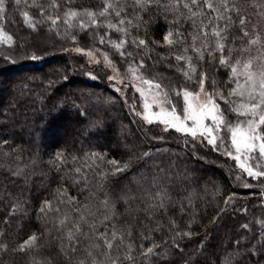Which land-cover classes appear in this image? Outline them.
I'll use <instances>...</instances> for the list:
<instances>
[{"label": "trees", "instance_id": "1", "mask_svg": "<svg viewBox=\"0 0 264 264\" xmlns=\"http://www.w3.org/2000/svg\"><path fill=\"white\" fill-rule=\"evenodd\" d=\"M50 3L6 0L0 20V32L12 37L11 46L0 44V245L7 246L0 248V264H90L88 250L110 264L101 254L100 237L111 239L113 232L123 237L111 250L113 258L120 257L118 264H264V178L249 177L221 146L215 150L202 138L145 123L132 87L117 91L104 66L73 51H100L121 72L142 63L140 73L161 84L178 113L183 100L176 92L199 91L202 73L207 93L227 96L235 87L229 83L231 69L219 64V52L197 59L191 51L195 30L187 10L173 8L174 0L143 10L133 0H120L121 16L111 15L105 24L124 19L125 35L106 27L81 29L78 19L72 27L63 22L65 12H96L102 0H58L56 9ZM236 3L250 17L249 31L255 26L264 36V17L252 0ZM24 12L41 21L35 30L24 23ZM47 15L61 18L55 30ZM169 31L182 33L186 43L163 46ZM139 39L147 47L133 43ZM120 40L130 56L112 46ZM226 43L225 54L231 49L233 58L242 55L238 27ZM184 47L196 66L191 79L184 75L185 62L175 59ZM250 54L256 55L255 49ZM217 103L232 123L244 119L223 99ZM93 153L104 159L91 158ZM109 160L129 167L111 174ZM73 225L81 229L74 248L68 240ZM184 232L191 236H177ZM32 235L37 248L16 250ZM129 244L131 260L124 258ZM153 244L159 246L155 255H142Z\"/></svg>", "mask_w": 264, "mask_h": 264}, {"label": "snow or ice", "instance_id": "2", "mask_svg": "<svg viewBox=\"0 0 264 264\" xmlns=\"http://www.w3.org/2000/svg\"><path fill=\"white\" fill-rule=\"evenodd\" d=\"M21 2L22 0H15L17 5L21 4ZM158 2L159 0H133V6L143 10ZM33 3L35 6V0H33ZM5 4L6 0H0V20L5 18ZM40 7L41 15H44L43 6ZM49 7L52 9L58 8V0H51ZM172 7L187 10L188 18L192 20L195 33L192 35L189 47L192 52L196 53L197 59H203L205 52L210 56H214V53L219 52V64L231 69L232 79L229 83H234L235 87L231 89L227 96L220 92L207 93L204 87L207 76L202 73L199 79V91L183 90L182 92H176L177 96H182L183 98V108L178 113L176 108L171 106L172 101L169 99V94L162 88L161 84L154 80L146 79L140 73V69L143 68L142 63L137 67L130 66L128 73L121 76L115 67L112 66L107 55H105L104 61L113 68L114 73L109 79L117 84H123L129 76L131 77L136 91L146 99L144 104L145 114L142 118L148 124L158 122L165 126L163 128L164 131L172 128L178 133L191 136L194 140L202 138L215 150L223 146L218 145L217 141H223L224 138L220 136V132L226 131L229 134L230 147H225L224 154L234 159L237 162V166L247 173L249 177L253 179L264 178V164L260 163L261 160H264V36L257 31L255 26L249 31L247 25L251 22L250 17L243 14L236 0H174ZM252 7L257 9L256 14L258 16L264 17V10H262L264 9V0H252ZM122 11L123 7L120 4V0H102V7L96 12L85 11L79 13L72 10L65 12L63 22L72 27V21L78 19L83 21L78 25L81 29L106 27L127 35V29L123 27L125 24L124 19H119L115 24L110 21L105 24V20L109 16L120 17ZM23 17L24 23L33 30L36 29L37 24L41 23V21H34L27 12L23 13ZM60 19L59 16H46V20L50 23V30H55ZM127 23L131 24L132 22L127 21ZM233 27L239 28L244 39V44L239 49L242 54L239 58H233L231 49L225 54L226 42L229 40L230 30ZM182 35L180 32L169 31L163 37V46L168 48H173L176 45L183 46L186 41L182 39ZM104 40L105 37L101 36L100 42L104 43ZM11 42V36H7L6 39H0V44L11 46ZM126 43L125 40H120L119 43H113L112 46L122 56H130L131 53L123 51ZM133 43L137 47H147L144 39L134 40ZM189 47H184L183 54L176 55L175 59L178 62H185L187 70L184 71V75L191 79L196 74V66L193 63L192 56L187 54ZM253 49H255L256 55L250 54ZM74 51L89 56L96 63L100 62L95 59L92 51L85 52L84 49L79 47L75 48ZM244 53H249V55L245 56L243 55ZM31 58L37 59L35 55ZM6 59H11V57H6ZM91 78L96 79L95 76H91ZM117 91H120V89L117 88ZM202 94L203 99H201ZM148 97H150V102H148ZM231 97H238L239 100L233 101L230 99ZM217 98L223 99L238 118L243 117L244 119H238L236 123L227 120L225 113L217 103ZM153 105L160 109L158 113L150 111ZM165 105L169 107H165ZM205 121H210V123H205ZM144 155H148V153ZM91 158L104 159L99 153H93ZM56 160L62 162L63 154H58ZM107 163L112 165L111 174L123 172L129 167L127 163L121 164L116 160H109ZM249 186L245 185V187ZM105 204H107V201H105ZM45 208H50V205L46 203ZM41 211H44V209H41ZM61 223L63 224L64 221H61ZM261 223L264 224V222ZM244 227H247V225H244ZM73 228L75 231L70 230L68 232V240L73 244L74 248V242L81 229L78 225H73ZM181 235L191 236V233H177V236ZM100 239L103 240L104 249L101 254L110 264H118L120 257L116 256L113 258L111 250L117 239L123 243V237L113 232L111 233V239L108 238V234H103ZM37 242V236L32 235L19 244L16 250L29 252L38 247ZM92 247L99 248L100 246L93 245ZM156 247L159 246L153 244V246L143 249L142 255L145 257L155 255L154 249ZM0 248L6 250L7 246L0 245ZM133 251L134 249L129 244L124 258L133 259L131 255ZM87 255L91 258L90 264H104V261H97L92 251L88 250ZM80 264H85V262L81 261Z\"/></svg>", "mask_w": 264, "mask_h": 264}, {"label": "rangeland", "instance_id": "3", "mask_svg": "<svg viewBox=\"0 0 264 264\" xmlns=\"http://www.w3.org/2000/svg\"><path fill=\"white\" fill-rule=\"evenodd\" d=\"M7 37L5 35H3L1 32H0V39H6ZM74 51V50H73ZM88 51H92L94 53V57L96 60H99L100 62L99 63H96L93 61V59H91L89 56L83 54L86 58H87V61L89 64H100L102 66H104L108 71H109V77L112 76L114 73H113V68L108 66L107 63L104 61V56L105 54L104 53H101L100 51H97L95 49H89V50H85V52H88ZM76 52V51H74ZM109 59V58H108ZM112 66L115 67V69L121 74V76H124L126 73H128V70L125 71V72H121L119 71L116 66L111 62ZM113 83H114V89H117V87H122V89H125L126 87H128L129 85L132 87L134 93L137 95L138 99H139V105H140V117L142 118V116L145 114V109H144V104L146 102V99L145 97H142L141 94L139 92L136 91V87L133 86V82L131 81V77L129 76L128 79H126L124 81L123 84H117L115 81L111 80ZM129 84V85H128ZM203 94L201 96V99H203ZM239 100V98H237ZM183 100V98H182ZM148 102H150V97H148ZM165 107H169L168 105H165ZM151 112L153 113H158L160 111V109L158 107H156L155 105H153L150 109ZM142 120L147 123L143 118ZM158 123V122H156ZM205 123H210V121H205ZM162 125V124H161ZM163 127H165L164 125H162ZM220 136L223 137V141L221 140H218L217 142L220 143L219 145H223L221 146L222 148L225 149L226 147V144L229 146L230 144V139H229V134L226 132V131H221L220 132ZM261 164H264V160H261L260 161Z\"/></svg>", "mask_w": 264, "mask_h": 264}]
</instances>
